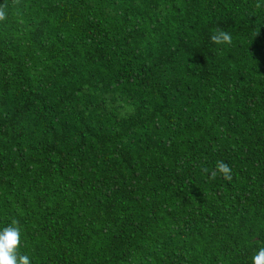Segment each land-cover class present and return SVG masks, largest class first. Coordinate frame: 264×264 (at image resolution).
Returning <instances> with one entry per match:
<instances>
[{"label":"trees","instance_id":"trees-1","mask_svg":"<svg viewBox=\"0 0 264 264\" xmlns=\"http://www.w3.org/2000/svg\"><path fill=\"white\" fill-rule=\"evenodd\" d=\"M0 8V230L19 221L18 252L251 264L264 246V0ZM218 29L231 44L211 41ZM220 160L231 180L210 177Z\"/></svg>","mask_w":264,"mask_h":264},{"label":"clouds","instance_id":"clouds-1","mask_svg":"<svg viewBox=\"0 0 264 264\" xmlns=\"http://www.w3.org/2000/svg\"><path fill=\"white\" fill-rule=\"evenodd\" d=\"M5 18V13L0 8V20ZM211 41L214 44H231L232 36L223 30H216L211 35ZM203 171L208 172L205 168ZM222 176L224 180L232 179V169L223 160L216 163L215 168L211 171L210 177L215 179L217 175ZM21 242V229L19 221L13 219L12 222L3 230H0V264H30L29 256L22 255L18 252ZM251 264H264V246L259 247L251 257Z\"/></svg>","mask_w":264,"mask_h":264}]
</instances>
